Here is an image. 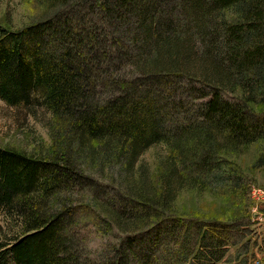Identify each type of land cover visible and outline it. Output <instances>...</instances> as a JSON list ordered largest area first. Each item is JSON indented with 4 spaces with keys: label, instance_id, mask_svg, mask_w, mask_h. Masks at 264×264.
I'll use <instances>...</instances> for the list:
<instances>
[{
    "label": "trees",
    "instance_id": "trees-1",
    "mask_svg": "<svg viewBox=\"0 0 264 264\" xmlns=\"http://www.w3.org/2000/svg\"><path fill=\"white\" fill-rule=\"evenodd\" d=\"M20 1L34 15L19 28L0 19V100L45 108L53 144L46 156L0 147V264H264L251 212L264 167V0ZM157 145L153 170L134 173ZM77 163L120 168L118 205ZM76 188L88 195L78 218L61 196ZM182 190L233 211L180 213ZM79 223L114 225L115 244L81 261Z\"/></svg>",
    "mask_w": 264,
    "mask_h": 264
},
{
    "label": "rangeland",
    "instance_id": "rangeland-1",
    "mask_svg": "<svg viewBox=\"0 0 264 264\" xmlns=\"http://www.w3.org/2000/svg\"><path fill=\"white\" fill-rule=\"evenodd\" d=\"M34 13L20 0L0 1V19H3L7 25L12 28H19L32 19ZM167 119V118H166ZM172 121H165V125L170 126ZM51 125H53L51 113L43 107H35L30 112L24 108H15L6 105L0 100V147H11L22 150L36 156H46L49 152L53 139L51 138ZM257 146L248 149L237 161L242 168L251 165L256 158ZM165 154L163 145H157L148 149L136 162L133 171L136 173L140 164L146 165L150 171L153 170L155 160ZM77 168L86 176H92L94 182L103 186L100 193V200L117 201L115 195H125V189L121 184L120 168H117L114 174H110L108 169L103 171L94 170L84 164H78ZM256 180V186L251 189V199L253 207L254 228L258 230L259 238L264 236V167L253 172ZM118 190L117 193L115 191ZM72 195H61L69 197L73 207L77 208V218L82 214L80 211L81 201L86 200L88 195H83L81 190L72 191ZM98 193V194H99ZM84 197V198H83ZM114 199V200H113ZM118 205V202L117 204ZM115 205V206H116ZM175 208L180 213L194 214L208 218H219L225 215V211L232 210L222 204L219 200L197 191L182 190L175 200ZM233 211V210H232ZM92 211H90V214ZM88 224L83 226L79 223L76 226V233L73 234L77 243V255L81 261L94 260L103 246L115 244L114 225L109 227L102 223L105 228L92 226ZM114 226V227H113ZM106 252V250H105ZM258 257H261L258 254Z\"/></svg>",
    "mask_w": 264,
    "mask_h": 264
}]
</instances>
